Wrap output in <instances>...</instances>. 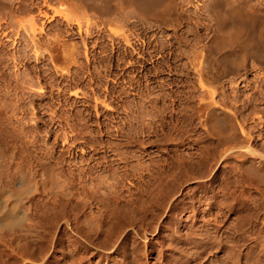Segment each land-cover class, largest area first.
Wrapping results in <instances>:
<instances>
[{
  "label": "rangeland",
  "instance_id": "rangeland-1",
  "mask_svg": "<svg viewBox=\"0 0 264 264\" xmlns=\"http://www.w3.org/2000/svg\"><path fill=\"white\" fill-rule=\"evenodd\" d=\"M36 1L41 2L42 14L36 8L30 14H19L23 20L34 21L35 34L17 25L2 29L0 46L8 45L4 57L10 58L15 49L32 44L33 34L36 40L43 39L50 51L39 65L51 69L56 77L48 80V85L46 80L38 83L43 84L40 86L45 87L42 90L47 95L66 88L68 68L74 66L77 71L73 96L77 109L76 206L71 212L68 176L57 174L54 178L60 184L53 193H36L33 199L25 200L34 221L41 219L34 230L19 236H9L6 230V239L0 238V264H264V181L255 176L250 179L243 170L244 160H251L256 167L264 165V63L258 66L248 57L240 76L234 81L224 78V89L220 86L215 90L219 92L215 94L219 101L216 106L233 114L247 131L248 137L239 135L236 148L230 149L232 143L218 139L198 110L199 97L207 92L197 84L189 63L191 55L187 54L200 51L220 33L207 12L213 0H175L170 20L157 28L141 23L134 14L123 15L118 0L111 1L113 21L110 15L107 17L111 21L105 16L101 19L95 9L91 14L87 9L86 16V7H78L79 11L72 0L51 6ZM75 1L76 5L83 4ZM248 2L263 12L264 0ZM5 10L10 13V9ZM80 22L83 29L89 26L95 32L89 39L75 34ZM153 31L158 44L163 41L166 48L153 47L155 39L147 38L149 43L142 52L156 62L163 61L158 52L169 54L176 73L157 78L156 82L164 86L144 89L148 83L152 88L153 83L138 70L142 59L133 48L140 47L145 33ZM177 33L184 37L180 44L186 53L183 57H176L180 52ZM197 34L204 40L194 42ZM188 38L192 43L186 42ZM64 46L74 52V62L63 59L58 50ZM127 48L133 50L130 59L124 57ZM211 53L207 52L208 56ZM211 55L212 61L207 62L212 63H206V70L212 64L215 72L222 74V63L218 59L215 62ZM10 62L7 65L11 68L14 63ZM17 67L26 70L24 65ZM165 79L186 95L195 91L186 111L172 106L169 98L163 102L172 86H167ZM0 84V90L4 89L2 81ZM51 114L49 110L43 115L48 118ZM28 118L31 124L39 120L32 113ZM185 118L192 125H181ZM65 123L64 128L58 127L61 136L70 133ZM60 145L65 150L63 157L67 156V143L62 146L60 141ZM249 147L254 153L248 151ZM60 166H56L57 172L68 168ZM10 186L17 188L15 184ZM59 198L66 200L55 209L57 216L42 219L43 209L52 207Z\"/></svg>",
  "mask_w": 264,
  "mask_h": 264
},
{
  "label": "bare ground",
  "instance_id": "bare-ground-1",
  "mask_svg": "<svg viewBox=\"0 0 264 264\" xmlns=\"http://www.w3.org/2000/svg\"><path fill=\"white\" fill-rule=\"evenodd\" d=\"M61 1L62 0H43V4L45 3L48 6H51L60 4ZM72 1V5L75 3L74 5L78 10L80 7L81 9H85L86 7V11H83L85 14H87L86 16H88V11H90L89 14H91V11H93L91 9H95V11L99 10L101 13V19L104 16H111V14L114 12V6L111 4L112 0H77V2L83 3L84 5H79V3L76 5V1ZM38 2H34V0H18L8 3L6 0H0V31L2 29H8L14 25H17L18 27L23 28L25 32L28 31L29 34L31 33L32 35V33L35 31L34 21L23 20L19 17V14H30L29 12L33 11L35 8L42 14V5L40 4L41 2ZM247 2L248 0H245V2L244 0H213L211 5H208L207 8H209V11L207 12H210L209 15L212 17L210 20L214 21L213 23L220 33L218 35L214 33L215 36L213 37L211 35L212 38L208 42L210 44H204L208 47L203 45L204 47L201 48L200 51L195 49L192 50V52H187L186 50L188 56L191 55L189 63H192L194 73L197 75V84L201 89H203V91L206 90L208 93V95H206L207 93H203V95L199 97L197 106L198 110L202 112V117L205 121V124H207L208 128L215 136L218 137V139L227 140L229 145L232 143L231 146H229L230 149H233L234 147L236 148L234 143L236 142L239 135H243L246 138L248 137L247 131L243 125L237 122L238 120L235 119L233 114H231L226 109L216 106L217 102L219 101H216L217 98L215 94L219 92L216 93L215 90L220 89L219 87L223 84L224 78L228 79V81H232V79L234 81L236 76H240L239 73L245 70L244 68H246L245 64L248 57H252V59L254 58L253 61H255V64H258V66L264 63V10H262L263 12H260L259 9L255 10V8L253 9L254 6ZM117 3V6H120L123 15L132 16L131 14H134L137 19L141 21V23L144 22L145 25L147 24L146 26H149L150 28H157L164 23L166 24V22L170 20V13L176 9L175 0H118ZM7 8L10 9V13L6 12L5 9ZM81 9L79 11L83 10ZM112 17L113 16H111V20L113 21ZM178 18H180V16ZM111 20L109 19V21ZM104 21L105 20H103V22ZM82 27L84 28L85 26H81L80 22L78 25V31L75 32V34L78 33V36H81L82 38L84 36L83 39H89L94 31L91 32L88 29L89 26L85 29ZM213 28L215 30V27ZM7 33H10V31ZM34 34L31 37H34L32 39V44H26L22 47H19L18 49H15V51L12 52V56L10 58L4 57V54L8 52V45L1 42L2 44L0 46V81H2L5 86L4 89L0 90V99L2 100V98H4L3 101L0 100V238L2 236L4 237L5 235L8 236V234L4 233L6 230L9 231V236H17L18 233L20 235L34 230L37 222L41 221V219L36 222L34 221L35 219L33 216L28 212L29 207L27 208L24 204L25 200L27 198L33 199V196L34 194L36 195V193H53L54 189L56 190L55 187L59 186L60 184V182L56 183V179L54 178L57 174L59 177H61L63 174L68 176L69 199L67 200L70 206V211H74L76 206L75 188L78 178V167L76 162V138L74 132L76 129L77 109L73 96L75 92L74 86L77 71L73 69L74 66L73 68H66L68 71L67 73L69 74V82L66 88L64 87L63 90L58 91L56 94L51 93L47 95V92L42 90L45 87L43 88V86H40L43 84L38 83L46 80L47 84L48 80H53L56 77L52 75L51 69H43L39 65L40 63L44 62L46 59L45 57L47 56L46 53L48 50L50 51V49H48L47 46L45 47L43 42H41L43 39L36 40V35L34 36ZM11 35H9L10 38ZM174 36H176V34ZM181 36H179L180 38L176 37L177 39L175 40L177 41L176 43L179 44L178 47L180 50L179 55L176 54V57H183V55L186 54L184 53L185 50L182 51L180 46L184 38ZM147 38H152L156 41V34L154 31L150 35L145 33V38L143 37L142 39V45L140 47H134L133 50L141 55L142 59L139 64L141 69H137L140 70V72L151 84L153 83L152 88L149 83L144 85L143 88H147L146 86H149V89H156L157 87L164 86L163 83L159 84L156 82L158 80L157 78H160L165 73L167 74V72L170 75L175 74L176 67L172 65L169 54L162 55V51L160 53L158 52V56L163 57V61L156 62L151 55L147 58V52L146 54L144 51L142 52L146 44L149 43ZM125 39L128 44L131 43L127 36ZM202 39L203 35L197 34L195 39L191 40L197 42ZM188 40L189 38L186 39V42H188ZM191 40H189V42ZM14 41L12 40L13 44L17 45L18 43ZM162 42H160L159 45L156 41V44L153 45V47L164 50L166 45ZM53 43H51L50 47H52ZM199 43L200 42H198V44ZM55 45L56 44L53 46ZM10 46L11 44L9 47ZM57 46H55V49L58 48ZM64 48L65 49L63 50L61 49L62 51L58 50L59 52L63 53V59H66V62L67 60L74 62V52H72L70 49L67 50L65 46ZM190 48L193 49L194 46ZM133 50L132 52L129 51L128 48L124 50L125 59L131 58L130 56L133 55ZM207 52H213L211 53L213 56L211 54L210 55L216 58L215 62L218 59L217 61L222 63L220 64L222 67H224V69L221 70L223 72L222 74L220 73L221 76L219 75L218 71V73L215 72V66H212V64H209V69L208 71L206 70V63H212L210 62L212 60L209 59L210 55L208 56ZM9 59L12 62L8 61ZM208 60L210 61L207 62ZM127 61L129 64V60ZM7 62L12 64L14 63V66L10 68V66H8L10 64ZM61 62L60 63L64 65L63 61ZM148 63H150L151 66H148ZM61 64L60 66H62ZM68 64L71 63H66V65ZM19 65L26 66V70L20 71V67H17ZM60 66H55L56 71L58 70V67L60 68ZM252 66H254V64ZM62 67L64 68L65 65ZM152 69L155 71H152ZM223 74L224 76H222ZM172 81L175 82V80ZM155 82L157 84H154ZM162 82H164V80ZM165 82L164 83L167 86H172L168 92L169 94L167 93L169 97H167V95H165L166 93L164 92V95L167 98H164V100L162 99L163 102L167 101L169 98L172 106L178 108L179 111H186V104L188 102H192L190 100H192L191 98L194 97L195 91H190L191 93L186 95L187 92L179 89L178 86L173 88L176 86V84H173L168 80L166 81V79ZM208 85L210 89L208 88ZM223 87L221 86L222 90L224 89ZM67 92L69 93L67 94ZM164 95L161 96L164 97ZM64 106H68V109H63ZM49 110L52 111L51 117L46 118L43 114ZM29 113L35 114L36 118H39V120L34 119L35 123H29V118L31 117L30 116L28 118ZM64 120L67 122L65 123ZM64 123L69 127L70 133L68 131L61 136V132L59 133L58 127L62 128ZM184 124L192 125V121H187L185 118L181 125ZM55 125L57 126L55 127ZM60 141H62V146L64 143H67L68 145L66 149L68 154L67 156L63 157V151L65 152V150L59 148V146H61ZM246 149L248 150V148ZM248 151L252 152V149L250 148ZM252 153H254V151ZM261 156L264 157L263 154ZM62 164L68 165L67 170L64 172L63 170L57 172L56 166L59 167V165H61L60 167H63ZM243 170L250 179H252L250 176H255L259 180L264 181V165L261 167H256V165H254L251 160H244ZM10 184H15L17 188L10 189ZM58 200L59 201H57V203H55L52 207L43 209L42 215H40L42 219H50L57 216L55 214V209L60 207L58 206L59 203L63 204L66 199L60 200L59 198ZM105 218L103 220H105ZM3 237L1 240L6 239V236L4 238Z\"/></svg>",
  "mask_w": 264,
  "mask_h": 264
}]
</instances>
